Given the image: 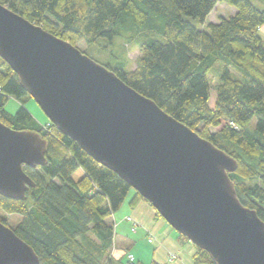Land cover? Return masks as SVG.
Returning a JSON list of instances; mask_svg holds the SVG:
<instances>
[{
    "label": "trees",
    "instance_id": "1",
    "mask_svg": "<svg viewBox=\"0 0 264 264\" xmlns=\"http://www.w3.org/2000/svg\"><path fill=\"white\" fill-rule=\"evenodd\" d=\"M0 3L74 46L85 42L90 50H81L84 54L227 152L238 163L229 176L240 202L264 221V0ZM218 4L233 7L235 14L208 22ZM129 44L140 52L133 69L126 56ZM10 97L32 99L0 57V121L45 139L48 163L25 168L35 187L24 199L0 196V222L33 248L40 264H143L112 255L116 231L111 218L133 189L49 120L41 125L25 107L9 113L5 107ZM140 201L148 202L134 190L130 206ZM10 216L20 218L14 226ZM192 261L215 264L199 248Z\"/></svg>",
    "mask_w": 264,
    "mask_h": 264
},
{
    "label": "water",
    "instance_id": "2",
    "mask_svg": "<svg viewBox=\"0 0 264 264\" xmlns=\"http://www.w3.org/2000/svg\"><path fill=\"white\" fill-rule=\"evenodd\" d=\"M0 57L59 131L147 200L215 264H264V221L239 200L238 163L115 72L0 3ZM47 141L0 121V196L22 200ZM0 264H40L0 222Z\"/></svg>",
    "mask_w": 264,
    "mask_h": 264
},
{
    "label": "rangeland",
    "instance_id": "3",
    "mask_svg": "<svg viewBox=\"0 0 264 264\" xmlns=\"http://www.w3.org/2000/svg\"><path fill=\"white\" fill-rule=\"evenodd\" d=\"M232 8L233 7H230L226 4H218L216 9L213 11V13L210 17V20H216L221 12H226L227 15L233 14ZM196 25L201 29H206V26H207V25L203 26L200 23H196ZM117 44L120 45V41H117ZM77 47L82 51H85V50L89 51L90 50V47L85 42H79L77 44ZM126 50H127L126 56L128 57L130 67L133 69L137 65V60L140 57V52L138 51V49H136L135 47H133L130 44L126 47ZM102 60H100V61H102ZM215 100H216V90L213 88V89H211V100H210V106L211 107H214ZM21 107H25L41 125H45L48 122L49 119L47 118L45 113L42 111V109L39 107V105L35 102V100L33 98L32 99H26V100L22 101V100H19L17 98L10 97L7 101L5 109L9 113L15 114ZM254 124H255V122H253V125ZM81 176H82V172L80 170L77 171L74 175V177L77 179L80 178ZM133 195H134V189L131 190V192L129 193V195H128L124 205L121 207V209L113 215V217L111 218L112 221H114V217L119 219V217H120L119 215H121L120 211L125 209V207H127L129 205V202L132 199ZM140 202H145V201H140ZM138 203L135 206H131V207H133V208L136 207L138 205ZM145 203L150 205V207L153 209L154 213L156 214V217L160 218L157 215V211L155 210V208H153V206L149 202H145ZM128 218L129 217H127L126 220L130 223L131 228L128 225L126 227V229H124V230H121V229L118 231L116 230V232H118L117 239H120L123 236L124 237L127 236L130 239V241L132 242V245L131 246L127 245V246L123 247L122 245H119L116 242V244L114 245L113 250H112L113 256L119 257L121 255H125V257H128L130 254H132L135 257L136 262H141L143 264H150L153 260H155L161 264H177V262H174L177 259V255L174 254L175 253L174 251H172L173 249H171L170 244H166L167 247H165V246L159 247L157 245V243H154L155 239L153 237H151L153 239V242L150 243V241L148 240V237L145 236L141 230H138L136 234H133L136 232L137 229L135 231H133V225L128 220ZM19 219L20 218L17 216H10L8 218V221H9V224L11 226H14L17 223V221H19ZM160 220L162 223H164V225H166V227H169L171 229L174 236H178V233L172 227H170V225L163 218H160ZM115 229H116V225H115ZM129 229L131 232L129 231ZM180 239L183 242L188 243V245L190 247H192L193 249L196 250V247L193 244L185 241L181 237H180ZM120 246L122 248L120 250L123 251L122 254L119 253L120 251L118 250V248ZM186 260H188V262L191 264L193 262L192 258L190 256L187 257Z\"/></svg>",
    "mask_w": 264,
    "mask_h": 264
},
{
    "label": "crops",
    "instance_id": "4",
    "mask_svg": "<svg viewBox=\"0 0 264 264\" xmlns=\"http://www.w3.org/2000/svg\"><path fill=\"white\" fill-rule=\"evenodd\" d=\"M232 9H233L232 13L235 14L236 10L234 8ZM211 15L208 18V22H212V23H218V20L220 18L222 17L227 18L229 16L226 14V12H221L216 20H210ZM260 33L264 39V26L260 28ZM120 212L121 215L119 216L121 218L119 217L118 219L114 217L113 223L115 222L114 224L116 225L115 231L116 230L118 231L120 229L124 230L128 225L131 228V225L126 220V218L132 217L137 224V230L133 234H136L138 230H141L144 233V235L148 237V240L151 237H153L155 239L154 243H157L159 247L162 246L167 247L166 244H170L171 249H173L172 251H174L175 252L174 254L177 255V259L174 262H177V264H191L188 262V260H186V258L189 256L193 258V255L195 254L196 250L190 247L188 243L183 242L180 239L179 234L178 236H174L171 229L169 227H166V225H164V223L161 222L160 218L156 217V214L154 213L150 205H148L145 202H139L138 205L133 208L130 206V202H129V205ZM117 236H118V232H116L115 244L117 242L119 245H122L123 247L127 245L128 246L132 245V242L127 236L126 237L123 236L120 239H117ZM120 249H122L121 246L118 248V250L120 251L119 253L122 254L123 251Z\"/></svg>",
    "mask_w": 264,
    "mask_h": 264
},
{
    "label": "built area",
    "instance_id": "5",
    "mask_svg": "<svg viewBox=\"0 0 264 264\" xmlns=\"http://www.w3.org/2000/svg\"><path fill=\"white\" fill-rule=\"evenodd\" d=\"M128 220L132 223V225H133V231H135V230L137 229V224H136V222H135L131 217H129ZM149 241H150V242H153V239L150 238ZM128 259H129L131 262H132V261H135V257H134L132 254H130V255L128 256Z\"/></svg>",
    "mask_w": 264,
    "mask_h": 264
}]
</instances>
